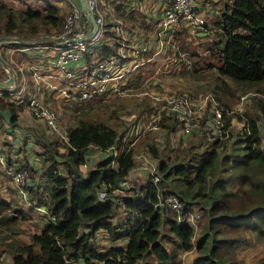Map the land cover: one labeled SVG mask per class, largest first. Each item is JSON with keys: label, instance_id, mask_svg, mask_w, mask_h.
I'll list each match as a JSON object with an SVG mask.
<instances>
[{"label": "trees", "instance_id": "16d2710c", "mask_svg": "<svg viewBox=\"0 0 264 264\" xmlns=\"http://www.w3.org/2000/svg\"><path fill=\"white\" fill-rule=\"evenodd\" d=\"M136 1V4L134 0L113 1V10L122 21L105 17L104 36L97 42L93 55L85 54L87 62L118 54L124 35L121 24H126L124 36L128 41L140 36L141 29L148 30V37L154 33L151 29L156 28L158 17L155 14V21L147 23L148 13ZM140 1L145 6L149 4L148 0ZM217 1L212 0L211 4L217 5ZM219 4L210 19H205V28L198 31L212 34L202 41L198 37V49L203 47L205 54L192 49L189 68L191 72H198L200 67L211 72L212 87L208 89L217 103L227 107L222 102V94L231 96L239 91L230 79L243 83L264 79V0H219ZM198 7L195 0V12L204 17ZM63 14L64 11L50 0H42L40 6L26 4L24 7L0 0V36H15L26 41L24 46L30 45L27 42L41 30H59L64 22ZM152 18L150 11L149 20ZM181 31H177L176 37ZM194 55L197 58L192 59ZM145 66H151L148 76H154L155 61L139 67ZM130 76H127L129 92L135 91L136 85L146 87L144 76L135 73ZM253 91L260 95L252 96L253 107L245 110L244 115L235 113L246 127L235 132L230 130V119L223 111L222 130L228 133L224 142V138L212 133V101L205 105L199 126L182 134L192 138L181 147L175 148L169 142L180 128L179 119L162 115L164 132L159 138L164 135L166 145L162 149L154 140L144 144L146 154L157 161L158 180L138 183L133 180L127 189L118 185L117 180L129 179L130 172L137 166L133 147L118 149L116 154L103 156L95 164L90 163L89 156L98 150L107 153L111 147L120 148L131 124L141 121L143 108L150 110L152 104L143 102L140 112L133 104L140 116L113 124L108 120L120 121L118 108L108 114L98 97L82 104L62 102L70 108L74 122L63 131L58 118L61 134L46 129L58 140L44 130H35V143L41 148L39 168L24 157L19 160L15 150L8 151L4 144L3 151L29 170L24 201L30 197L32 207L42 208L46 219L29 242H7L11 263L181 264L180 254L194 248L196 255L191 264H247L238 256L240 249L258 245L264 248V87ZM8 95L0 91V118L7 112L10 123L16 124L24 102L7 100ZM50 96L54 100L53 93ZM94 102L98 109L92 113L87 105ZM165 149L168 151L163 155ZM102 190L103 198L99 196ZM169 193L180 199L184 220H179L172 211L154 206L158 194ZM193 206L203 219L197 236L187 220ZM133 212V222L129 223L127 215ZM26 217L17 203L13 205L0 198V231L11 230ZM100 230L105 231L111 241H127L100 249L97 235ZM260 264H264V259Z\"/></svg>", "mask_w": 264, "mask_h": 264}, {"label": "built area", "instance_id": "2783aa9c", "mask_svg": "<svg viewBox=\"0 0 264 264\" xmlns=\"http://www.w3.org/2000/svg\"><path fill=\"white\" fill-rule=\"evenodd\" d=\"M60 1L63 2L65 15L63 25L57 32L47 35L42 40H30L27 42L30 45L26 46L23 45L26 41L19 40L15 36L0 39V49L4 48L6 51L5 55L0 52L1 56L5 57H2L5 63H1L3 75L0 79V91H6L8 97L13 96L11 99L16 103L24 102L31 114L40 119L51 133L59 132L58 111L48 106L42 94L53 93L59 102L67 104H72L73 101L82 104L108 94L109 96L130 94L127 76L131 77L130 74L143 64L155 61L154 76L171 74L180 62L189 67L190 52L188 54V50L180 47L176 33L180 26H185L192 35L198 34V31L205 28V19L195 12V0H157L160 1V15L154 33L150 37L137 43L133 39L128 41L123 35L117 55L105 59H90L87 62L84 58L85 54L93 55L97 42L105 33V17L99 9L100 0H85L88 10L94 16L97 29L90 38L83 41L77 39L86 36L92 25L81 7V0ZM15 43H22V46H16ZM29 50L33 53L38 50L41 53L33 54V60H29L27 65L15 66L6 59L17 58L19 54ZM185 62L189 64L186 65ZM25 69L31 72L32 81H28ZM140 93L147 95L152 104L151 109L145 111L148 113H145L147 122H144L145 116H143L141 121L131 124L130 130L123 136L120 148L111 147L104 157L116 154L118 149L133 147L139 135L161 131L162 115L177 117L180 123L179 130L184 134L189 133L199 126L202 111L210 101L214 103L211 117L212 133L219 137L228 135L222 130L223 111L228 109L217 107L211 96L202 95L196 100L193 95L184 92L167 95L148 88ZM245 97L247 96L242 95L240 98ZM243 127L246 125L243 124ZM58 134H61V131ZM153 161L154 165L143 166L146 182L148 179L153 182L158 180L155 160ZM85 166L86 164L83 165L84 168ZM0 169L16 188L20 198L26 200V187L29 184L28 168L20 164L11 154L0 151ZM129 181L131 179L126 178L120 184L128 186ZM99 196L103 198V190L99 192ZM154 206L160 210L176 213L179 220L185 219L181 215V201L175 194H158ZM134 216V212L127 215L129 223L133 222ZM192 216L193 213L188 215V222ZM6 261L8 262L7 253L3 251L0 253V264H5Z\"/></svg>", "mask_w": 264, "mask_h": 264}, {"label": "rangeland", "instance_id": "374dc122", "mask_svg": "<svg viewBox=\"0 0 264 264\" xmlns=\"http://www.w3.org/2000/svg\"><path fill=\"white\" fill-rule=\"evenodd\" d=\"M10 5H13L15 7H24L26 4H31V5H36L40 6L42 0H6ZM54 2L59 8L63 10V2L60 1L58 3L57 0H50ZM113 1L115 0H100L99 1V9L104 13V17L108 18H115L116 20H121V18L118 17V15L115 13L113 10ZM212 0H197V3L201 8L197 9L199 13L204 14V19L207 20V14L208 19H210L211 14H213L219 7V0L217 1V5L211 4ZM62 4V5H60ZM65 15V12L64 14ZM206 17V18H205ZM119 18V19H118ZM122 21V20H121ZM210 21V20H209ZM125 26L126 24H121L120 28L123 32L124 35L125 33ZM105 29V28H104ZM153 29H151L152 31ZM57 32L56 29H51V30H41L36 36L32 38V40H42L46 38L47 35ZM143 32V33H142ZM191 34V33H190ZM187 35V32L185 30H182L180 33V36H177L178 38V43L179 45L188 50L189 52H192V49L198 50V44L197 40L194 41V38L192 35H190L191 38H189ZM196 36V35H195ZM198 36V35H197ZM207 36H212V34L208 31L206 34L201 33L198 37L201 38V40H204V37ZM148 37L147 31L144 29H141V35L140 36H133L132 39L135 42H140L143 39ZM3 38V36H0V39ZM204 42V41H203ZM205 47V46H204ZM201 54H205V50L202 49L200 50ZM1 55V53H0ZM5 58L4 56H2ZM189 58H191L188 55ZM21 55L19 54L17 58H6L9 62H11L15 66H22L20 63L21 60ZM195 55L192 57V59H195ZM213 60V59H212ZM186 65L189 64V62H185ZM200 64L201 60H200ZM148 68H151V66H145V67H138L136 70L132 72V74L135 73V75L140 74L144 76V79L147 80V84L145 88H142L141 85H136L134 86L132 93L128 96H98V100H101L100 102L103 104L104 109H106V112L108 114L115 110L118 113L119 120L117 118L115 119H110V123H122L123 121L127 122L130 121L131 119H136L140 110L144 107L143 102L151 103L149 97H144V94H141L143 89H151L159 94H177V93H187L190 95H193L196 100H199L202 95H208L211 96L213 101L216 103V106L223 107L224 109H228V111H224V113L227 114L228 118L230 119V130H233L235 132L236 130H240L243 128V121L242 118L239 119L235 115V113H240L241 115L245 114V110H247L249 107L252 106V96H255L257 92L253 91L255 88L258 87H264V79L260 81H254L251 83H243V82H235L234 80H231V82L234 83V85L239 87V91L237 93L229 96L226 94H222V102H224L227 107L223 106L220 102H218L220 105H217L218 103L215 101L213 97V92L208 89L212 87V76L210 75L211 72L207 69H203L200 67V70L198 72H191L189 67H186L184 63L180 62V64L177 65V67L174 68L173 72L171 74H165V75H158V77L154 76H148L149 71ZM2 72H1V67H0V79L2 78ZM25 75L28 79V81H32V75L31 72L25 69ZM148 77V78H147ZM146 82V81H145ZM144 82V83H145ZM245 88V89H244ZM55 95V94H54ZM242 95H246L244 99H241L240 97ZM257 96H260L257 94ZM11 97L9 96L6 97L7 100H12ZM247 98V100H246ZM92 100V99H91ZM138 101H140L138 103ZM149 101V102H148ZM59 103V105L57 104ZM16 103V102H15ZM97 102L88 104L89 111L92 110V113L96 112L98 109V106L96 104ZM209 102L206 103V106L208 105ZM51 106H53L57 111H58V118H59V124L63 128V131L65 130L66 126L68 124H71L74 122V117L72 116V112L70 108H66L65 106L62 105L61 102L57 101L55 98L52 100L50 99V102H48ZM133 104L137 106V110L135 111V107L133 108ZM142 104V105H141ZM214 103L211 102L210 107L212 108V105ZM86 108V106H83ZM253 107V106H252ZM148 110V108H143L142 112L140 113L141 115L145 116V112ZM213 110V108H212ZM204 111V109H203ZM202 111V113H203ZM19 112V120L16 124H11L9 122V118L2 117L0 119V137L3 136V138H7V136L14 137L13 139V144L10 141H2L0 140V146L4 145L5 143L7 144L8 151L10 149L16 148V146H20L18 149V154H19V160H22V158H26L28 160H31L32 162L37 161L38 164H40V151L41 148L38 144L35 143L34 139V134L35 130H44L47 132L49 135L52 136L55 140H58L56 135H53L49 133L46 130V127L44 126L43 122L39 120L38 118L34 117L31 112L26 109L25 104L22 106V108L18 111ZM148 114V113H147ZM244 117V116H243ZM148 118L145 116L144 122L146 123ZM200 124V121H199ZM264 126V124H263ZM164 130L160 131L159 133L155 132H147L142 134L141 136L139 135V138L135 141L133 148L135 152V158L137 160V167L140 166H146V165H154V161L146 154L144 151V144L145 142L148 141H157L159 142V147L162 148V146H165V136L162 135L159 138V134H163ZM63 134V132H62ZM183 133L177 129L175 133L172 134L170 137V143L171 146H174L175 148L183 146L185 143L188 142L189 139L192 137L188 135H182ZM262 147H264V127L262 129ZM228 136V135H227ZM221 137L224 138L222 142L226 141V137ZM159 138V139H158ZM14 142L17 143V145H14ZM229 143V141H228ZM170 147V146H169ZM163 149V148H162ZM168 150L165 149L163 150V155L166 154ZM30 158V159H29ZM98 159V156L95 157V160ZM96 163V162H95ZM94 163V164H95ZM157 163V161H155ZM144 170L145 174V169L141 168ZM134 170V169H133ZM132 170V171H133ZM137 170V169H136ZM135 172H139L138 170ZM131 171V172H132ZM130 172V173H131ZM45 183V182H43ZM128 186L131 185V181L127 184ZM0 198L3 200H6L13 205L15 203L18 204V207L22 208V210L27 214L26 219H23L22 221H19L16 225L12 227L11 230H2L0 231V253L5 251L7 253V260L5 264H10V258H9V246L7 245L8 241H13L17 240L19 242H29L31 240V236L33 233L39 231V229L42 227L43 223L46 221L44 217V212L42 210H37L36 208L32 207L31 205V198L28 197V201H24L19 196L16 194L15 190L13 189L12 184H10L9 178H6L4 174L0 172ZM193 216L192 218L189 219V223L193 225L194 231H195V236L198 235L199 232V227L203 221L199 210L196 208V206H193ZM121 216H123V213H120ZM198 215V216H196ZM198 218V219H196ZM116 219H118L116 217ZM115 219V220H116ZM98 246L100 249H105L109 247L110 245H123L127 241L126 239H119L116 241H111L107 235V233L103 230H100L98 232ZM251 249H248L246 252L244 248L240 249L239 251V258L244 260L247 264H260V262L264 259V248L262 245L258 246H252L250 247ZM196 255V250L193 248L191 252H182L180 254L181 258V263L182 264H191L192 261L194 260V256ZM71 264H84L80 261L78 262H73ZM98 264H102L101 262H98Z\"/></svg>", "mask_w": 264, "mask_h": 264}, {"label": "crops", "instance_id": "0c3cea01", "mask_svg": "<svg viewBox=\"0 0 264 264\" xmlns=\"http://www.w3.org/2000/svg\"><path fill=\"white\" fill-rule=\"evenodd\" d=\"M58 1V3L60 2V0H57ZM116 1V0H115ZM139 1V4H140V7H142L143 9L145 8V11L148 13V17L146 18V21H147V23H151L152 21H155V18H154V16H155V14H156V16L158 17L159 15H160V10H159V4H160V1H157V0H148L149 1V4H148V6H145V4L143 3V1H140V0H138ZM77 2H79V0H77ZM134 4H136V0H134ZM114 4V3H113ZM60 5H62V4H60ZM111 7H112V5H111ZM64 8V7H63ZM113 8V7H112ZM199 8H201V6H199L198 7V9ZM64 10V9H63ZM150 11H151V13H152V16H153V18L151 19V20H149V16H150ZM117 14V13H116ZM207 17V20H208V16H206ZM153 30H155V28L153 29ZM179 30H185L186 32H187V34L189 33L188 32V30H187V28H185V26H180V29ZM147 32H148V30H147ZM201 32H199L198 34H196V36L195 35H192V34H190L189 33V35H187L189 38H191L190 37V35H192L193 36V38H194V41L195 40H197V44L199 43V40H198V36H199V34H200ZM198 35V36H197ZM200 41H202L201 39H200ZM22 46V45H21ZM2 49V50H1ZM0 49V52L2 53V54H6V51H5V49L4 48H1ZM199 50V49H198ZM198 52H200V50L198 51ZM41 52L40 51H38V50H36L35 51V53H33V52H31V50H29L28 52H23L22 54H21V60H20V62L21 63H23L22 65H27V63L29 62V60H33V54H40ZM42 96H43V100L45 101V102H50V99H51V96H50V94H48V93H45V94H42ZM54 98H55V96H54ZM56 100H57V98H55ZM58 101V100H57ZM57 104L59 105V103L57 102ZM26 107V106H25ZM27 109V108H26ZM2 117H8V115H7V112H5V113H3V116ZM1 119V118H0ZM40 120V119H39ZM10 122V121H9ZM13 139H14V137H11V136H7V138L5 139V138H3V136H1L0 137V140H1V144H2V141H8V140H10L11 142H13ZM14 145H17V143H15L14 142ZM19 147L20 146H16V148H13V150H15V152L17 153L16 155H18V157H19V154H18V149H19ZM5 148H4V145H2V146H0V151H3ZM106 153L105 152H102V151H95L94 153L92 152L91 154H90V156H89V159H91V164H94L95 162H98L99 160H101L102 158H103V156L105 155ZM96 156H98V159H96L95 160V157ZM30 159V158H29ZM28 160V159H27ZM28 162H30L32 165H34V166H36V167H38L39 168V164H38V162L37 161H34V162H32L31 160H28ZM141 168H143V166H140V167H137V168H135L131 173H130V175H129V178L133 181V180H135L134 182L135 183H138V182H144L145 181V176H146V172H145V174H144V170H142ZM138 170L139 172H135V170ZM136 170V171H137ZM7 178V177H6ZM10 181V180H9ZM10 184H11V181H10ZM13 186V185H12ZM13 188L15 189V192L17 193V191H16V188L13 186ZM18 194V193H17ZM37 209H41L42 210V208H37ZM122 211V210H121ZM97 235H98V232H97ZM248 249H251L250 247H245L244 248V250H245V252L248 250ZM185 252H191V250L190 251H185ZM10 264H12V263H10ZM182 264V263H181Z\"/></svg>", "mask_w": 264, "mask_h": 264}, {"label": "water", "instance_id": "95a60500", "mask_svg": "<svg viewBox=\"0 0 264 264\" xmlns=\"http://www.w3.org/2000/svg\"><path fill=\"white\" fill-rule=\"evenodd\" d=\"M80 3H81V7H82L83 11L86 12V15H87V17H88V19L92 25V29L90 30V32L86 36L77 39V40L83 41V40L90 38L94 34L95 30L97 29V25L95 23V19H94L92 12L88 10L86 1L81 0ZM0 61H1V63H5V60L2 58L1 55H0ZM120 181H123V179L117 180L118 185H120ZM122 188L127 189L128 187L122 186Z\"/></svg>", "mask_w": 264, "mask_h": 264}, {"label": "clouds", "instance_id": "9594fccd", "mask_svg": "<svg viewBox=\"0 0 264 264\" xmlns=\"http://www.w3.org/2000/svg\"><path fill=\"white\" fill-rule=\"evenodd\" d=\"M132 181V180H131ZM121 182V181H120ZM120 186H122L121 184H120ZM127 187H129V186H127Z\"/></svg>", "mask_w": 264, "mask_h": 264}]
</instances>
